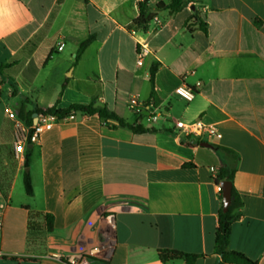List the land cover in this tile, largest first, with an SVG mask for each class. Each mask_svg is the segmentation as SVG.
<instances>
[{
    "label": "crops",
    "instance_id": "1",
    "mask_svg": "<svg viewBox=\"0 0 264 264\" xmlns=\"http://www.w3.org/2000/svg\"><path fill=\"white\" fill-rule=\"evenodd\" d=\"M168 2L150 0L155 17L140 28L134 0H0V264H66L52 255L98 242L112 209V256L89 264H186L163 263L161 250L205 255L195 264H217L222 200L215 174L228 155L215 146L240 158L234 186L244 205L230 249L264 264V0H194L175 14ZM194 13L197 21L190 20ZM140 44L150 50L141 66ZM156 64L155 108L164 117L154 121L153 109L135 113L129 102L135 97L147 106ZM180 87L193 90L194 99L178 96ZM57 102L62 109L106 107L150 131L78 112L57 119L38 143L26 145L24 160L16 158L9 111L28 124L21 107L28 115ZM198 120L216 125L222 137L178 134L176 121ZM46 214L54 217L52 231ZM31 221L39 232L30 230Z\"/></svg>",
    "mask_w": 264,
    "mask_h": 264
},
{
    "label": "trees",
    "instance_id": "2",
    "mask_svg": "<svg viewBox=\"0 0 264 264\" xmlns=\"http://www.w3.org/2000/svg\"><path fill=\"white\" fill-rule=\"evenodd\" d=\"M194 2V0H169L166 5V9L169 10L170 13L175 14L182 11L189 3ZM139 11L140 14L137 19H135L134 24L140 28H146L148 24L154 19L155 13L150 12V0H145L139 3ZM199 16L197 13H194L190 20H198ZM204 30L205 25L201 23L200 25ZM94 37L88 38L84 41L77 52V59L79 61L81 55L84 53L86 48L93 42ZM158 64L154 65L150 70V84H151V94L150 100L146 102L147 106H159L160 102L157 97L156 87H155V75L158 71ZM2 68H0V73ZM81 112L86 115H98L100 118L105 120L116 121L120 126L128 127L132 131L136 133H144L150 131L149 129H145L141 124L130 125L123 118L119 117L116 113L111 112L106 107L95 106L93 103L89 105H81L75 104L70 106L69 108H59L58 102L56 105L46 109H38L28 115L25 114L23 107L20 108L19 114L23 119L27 120L28 124L33 123L32 115L34 113L37 114H45V115H54L59 119L69 118L71 116L76 115V113ZM216 150L222 149L228 155V161L221 167L217 177L215 178L216 185H221L224 181H229L232 184V202L227 212L223 209V195L222 191L220 192V198L222 200V207L218 213V227L215 234V246H214V254L220 256V260L217 264H258L257 261L250 259L243 252L230 249V236L232 232L233 223L239 220L242 216V208L243 201L240 195L238 194L235 186H234V178L238 169V164L240 158L238 154H236L233 150L220 148L219 146H215ZM32 156V150L27 151V155L25 158V166L28 168L30 166ZM191 166V165H190ZM24 185L26 192L29 196H33L34 190L32 185V179L29 172H26L24 175ZM39 214H31V218L36 217ZM46 222V229L48 231H52L54 228V217L50 214H46L44 216ZM30 230L40 231V226L31 221ZM160 260L163 263H167L170 260H184L186 264H195V262L205 255L200 254H187L184 252L176 251V250H161L159 252Z\"/></svg>",
    "mask_w": 264,
    "mask_h": 264
},
{
    "label": "built area",
    "instance_id": "3",
    "mask_svg": "<svg viewBox=\"0 0 264 264\" xmlns=\"http://www.w3.org/2000/svg\"><path fill=\"white\" fill-rule=\"evenodd\" d=\"M134 1L139 4L145 0ZM132 34H136V30L133 31ZM62 49L63 44L59 46V50ZM149 54V48L146 45L140 44L137 54V63L139 66L143 64V59ZM176 94L186 101H192L195 97V92L188 87L178 88L176 90ZM129 108L135 113H141L143 110L153 109L154 113L151 118L154 121H156L160 117H164L162 113H158L156 111V108L154 106H145L141 104L135 97L130 99ZM8 116L14 122L16 135L14 150L16 158L20 160H24L26 145H33L38 143L40 141L41 135L45 131L52 129L56 120L59 119L54 115L37 114L36 122L34 124L28 125L19 118L18 113L15 111H9ZM175 128L178 134L184 136L185 138H196L198 140H204L222 137V134L216 125L204 124L200 120L194 122L176 121ZM212 171L216 173V170L214 168H212ZM216 177L217 174H215V178ZM218 188L221 192V185H219ZM4 209L5 203L0 196V229L2 227ZM104 225L106 226L107 233L98 242L91 244L83 249L68 252L65 254L54 253L52 256L66 264H89L90 262L96 261L97 259L109 261L114 249V232L116 229L115 209L110 210L107 216L104 218Z\"/></svg>",
    "mask_w": 264,
    "mask_h": 264
},
{
    "label": "water",
    "instance_id": "4",
    "mask_svg": "<svg viewBox=\"0 0 264 264\" xmlns=\"http://www.w3.org/2000/svg\"><path fill=\"white\" fill-rule=\"evenodd\" d=\"M200 146L206 147V148H214V146L210 144L209 142H202ZM30 147H32V145H30ZM221 188H222V195H223V209L225 212H227L232 202V184L229 181H224L221 183Z\"/></svg>",
    "mask_w": 264,
    "mask_h": 264
}]
</instances>
